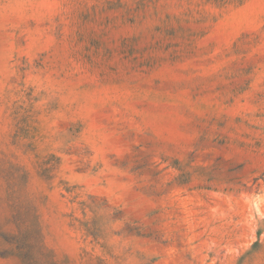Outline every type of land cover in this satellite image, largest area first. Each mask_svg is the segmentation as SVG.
<instances>
[{"label":"rangeland","instance_id":"374dc122","mask_svg":"<svg viewBox=\"0 0 264 264\" xmlns=\"http://www.w3.org/2000/svg\"><path fill=\"white\" fill-rule=\"evenodd\" d=\"M0 264H264V0H0Z\"/></svg>","mask_w":264,"mask_h":264}]
</instances>
